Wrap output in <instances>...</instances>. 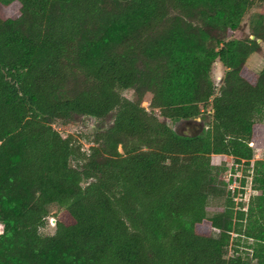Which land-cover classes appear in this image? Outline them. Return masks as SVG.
<instances>
[{"label": "trees", "instance_id": "16d2710c", "mask_svg": "<svg viewBox=\"0 0 264 264\" xmlns=\"http://www.w3.org/2000/svg\"><path fill=\"white\" fill-rule=\"evenodd\" d=\"M257 6L0 0V264H264V64L246 69L264 13L235 37ZM79 121L88 153L62 133ZM247 176L256 193L234 210ZM233 234L251 257H225Z\"/></svg>", "mask_w": 264, "mask_h": 264}, {"label": "rangeland", "instance_id": "374dc122", "mask_svg": "<svg viewBox=\"0 0 264 264\" xmlns=\"http://www.w3.org/2000/svg\"><path fill=\"white\" fill-rule=\"evenodd\" d=\"M8 11L11 13L12 12V9L11 8H8ZM260 12H263L264 13V6H257L255 8L252 9V11L250 12L249 15H246L245 18H244V30H239L236 32L235 34V37L236 38H242L243 35L249 33V20L254 17L256 14H259ZM251 36L253 35H250V38H252ZM260 49L251 54L250 57L247 59L246 61V69L247 71L251 72V73H257L261 70L263 64H264V43L260 42ZM223 74V68L221 67V64L220 62H215L213 67H212V70H211V77L213 79V81L215 83H219L220 81V78ZM122 94L124 96H126L127 98H133V92L130 91V90H123L122 91ZM150 98H151V95L149 93H147L145 96H144V99L141 103L142 106H144L145 108L149 109V102H150ZM195 124H198V123H195V122H192V123H188V124H182V125H176V128L177 129H180L181 131H183L184 133H188L191 131L192 129V126H194ZM55 127L57 128L58 126L55 125ZM184 127V128H183ZM91 131H89V129L86 127V125H83L81 121H79L78 124H76V126L72 125V126H69L63 133L64 136L70 134L72 135L73 139H74V135L84 143V151H86L87 153L90 151V148L89 146L90 145H93L90 141L82 138L81 134H84V136H86V138H91L90 136H88V134L90 133ZM98 144V143H97ZM95 145V144H94ZM257 148L254 153H255V158H260L262 155V148L260 147H255ZM119 150L121 151L120 147H119ZM220 156H213L212 157V162L214 164H220ZM233 160L230 159L226 162L225 164V170H224V173L222 176H220V179L221 180H226L227 179V175H226V171L229 170V168L232 167L233 165ZM235 167V165H233ZM240 166H238V173L240 174L239 177H237V181L239 179V181L237 182V185L239 186V184H241L240 180L241 178L243 177V174L245 172V167L243 166L242 169H240ZM246 180H245V188L242 192V194L240 195H236L234 196V210H236L238 208V206H240L237 202H241V204L243 205V203L245 204V200L249 197V194H252V193H256V191H253L249 186V181H250V178L245 177ZM227 189V186L225 187ZM240 193V192H239ZM223 199L222 198H210L209 199V202H208V207H207V211L209 213H212V212H215L217 210H220L223 206ZM56 210V207L55 206H51L50 207V214H53ZM47 224L45 225V227H43L41 229V232L43 234H51L53 233L54 231V224L50 222H46ZM55 223V222H54ZM0 230H3V226L0 222ZM234 241L238 242L237 244L234 245ZM251 240L250 239H238L235 234L232 235V238H231V241L224 247V255L225 257H228V256H231L234 252H239L241 253V255H243L245 258L247 257H251V250L247 247V245L251 244ZM255 260L252 259V261H250L251 264H254Z\"/></svg>", "mask_w": 264, "mask_h": 264}, {"label": "built area", "instance_id": "2783aa9c", "mask_svg": "<svg viewBox=\"0 0 264 264\" xmlns=\"http://www.w3.org/2000/svg\"><path fill=\"white\" fill-rule=\"evenodd\" d=\"M235 165V169H237V167L239 166L237 163L236 164H234ZM226 175H227V178L229 179L231 176H233L234 178L231 180V182L229 183V185H228V188H229V190L231 191V193H235V190H237L238 188H240V185L238 186L237 185V179H236V177H239V173H238V171L237 172H235V173H233L232 171H231V168H229V170H227V172H226ZM237 196L238 195H240V193H238V194H236ZM235 195V196H236ZM2 224V223H1ZM2 231L3 230H0V234L2 233Z\"/></svg>", "mask_w": 264, "mask_h": 264}, {"label": "water", "instance_id": "95a60500", "mask_svg": "<svg viewBox=\"0 0 264 264\" xmlns=\"http://www.w3.org/2000/svg\"><path fill=\"white\" fill-rule=\"evenodd\" d=\"M251 37L253 38V36H251ZM54 222H55V219L52 218V219H51V223L54 224Z\"/></svg>", "mask_w": 264, "mask_h": 264}]
</instances>
